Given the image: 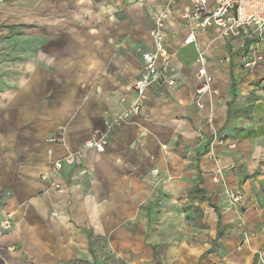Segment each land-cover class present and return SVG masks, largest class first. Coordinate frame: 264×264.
<instances>
[{
  "label": "crops",
  "instance_id": "1",
  "mask_svg": "<svg viewBox=\"0 0 264 264\" xmlns=\"http://www.w3.org/2000/svg\"><path fill=\"white\" fill-rule=\"evenodd\" d=\"M193 3L173 0L166 28L177 85L153 84L118 121L166 0H0V223L14 222L0 264H264V62L246 68L245 39L214 28L184 44ZM200 49L214 80L198 105ZM94 135L104 151L55 167ZM192 191L203 246L182 209Z\"/></svg>",
  "mask_w": 264,
  "mask_h": 264
},
{
  "label": "built area",
  "instance_id": "2",
  "mask_svg": "<svg viewBox=\"0 0 264 264\" xmlns=\"http://www.w3.org/2000/svg\"><path fill=\"white\" fill-rule=\"evenodd\" d=\"M172 3L173 0H166L165 6L155 15L151 29L152 48L143 53L144 69L134 85L136 96L131 106L118 117V121H126L131 114L142 110L146 93L153 84L177 85L173 55L166 44V28ZM192 16L196 18V21L193 22L190 33L185 37L184 44L197 42L199 32L214 28L226 38L243 37L245 39L243 63L246 68H252L264 62V0H194ZM197 63L200 68L197 72L199 84L196 89V101L198 105H201L202 95L211 90L214 77L207 67V54L202 49L198 52ZM55 140L57 137L51 139V141ZM106 144L105 135H94L84 142L81 150L55 161V167L61 168L65 163L75 164L79 158L83 157L85 151L92 148L104 151ZM235 145V143L231 144V146ZM213 179L216 182L224 180L221 166L216 169ZM229 197L234 204H239L244 196L240 191L231 189ZM13 225L12 214H8L0 223V233Z\"/></svg>",
  "mask_w": 264,
  "mask_h": 264
},
{
  "label": "rangeland",
  "instance_id": "3",
  "mask_svg": "<svg viewBox=\"0 0 264 264\" xmlns=\"http://www.w3.org/2000/svg\"><path fill=\"white\" fill-rule=\"evenodd\" d=\"M0 37L3 36L0 35ZM8 49H10L9 46L6 45L0 46V52ZM182 202H183L182 209L184 210V212L186 213V211H191V214L188 215L187 217L188 221L186 220L187 221L186 223L190 224V226L194 230L191 238L192 240L191 242H195V244L201 246L206 245L212 239V235L210 234L212 226L209 221L208 215H206L205 213V207L202 206V201L200 199V196L197 193L195 194V192L193 191L188 192V195L185 194L184 196H182ZM171 240L175 242L174 239ZM168 259H171V254L169 253L166 255L165 253L164 260H168Z\"/></svg>",
  "mask_w": 264,
  "mask_h": 264
}]
</instances>
